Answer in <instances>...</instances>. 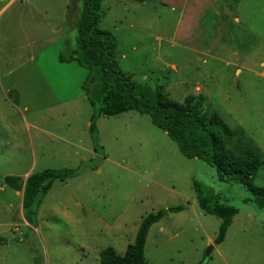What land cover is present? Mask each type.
I'll list each match as a JSON object with an SVG mask.
<instances>
[{"label": "rangeland", "instance_id": "obj_1", "mask_svg": "<svg viewBox=\"0 0 264 264\" xmlns=\"http://www.w3.org/2000/svg\"><path fill=\"white\" fill-rule=\"evenodd\" d=\"M35 1L52 8L54 17L65 1L82 5L81 0ZM163 2L101 1L99 28L115 36L121 71L142 88L162 85L175 101L201 98L202 112L244 132L237 139L251 140L262 162L253 183L264 187V0H245L229 11L225 23L219 6H213L202 17L205 43L221 41L204 57L195 51L194 38H178L195 31L177 32V15ZM31 8L30 0H17L0 18V32L12 33L3 39L1 55L12 60H5L2 70L13 69L0 81L14 87L11 92L0 88V264L36 259L39 264H99V252L107 246L125 252L142 217L176 205L184 210L168 212L149 229L148 264H264V205H257L241 183L221 182L206 162L185 157L148 114H100L102 150L93 151L87 126L93 109L82 89L88 71L74 62L60 63L54 55L58 46L32 59L47 47L44 36L55 21L35 14L33 20ZM63 28L67 47L75 48L76 29L67 23ZM49 168H79V174L55 181L29 224L22 191L3 178L25 180ZM193 181L238 210L220 244L213 240L221 218L199 208ZM119 231L123 239L114 241Z\"/></svg>", "mask_w": 264, "mask_h": 264}, {"label": "trees", "instance_id": "obj_2", "mask_svg": "<svg viewBox=\"0 0 264 264\" xmlns=\"http://www.w3.org/2000/svg\"><path fill=\"white\" fill-rule=\"evenodd\" d=\"M81 1V8L69 2L65 12V25L67 23L69 28L77 31L76 47H67L59 53L58 59L63 63L75 62L88 71L82 89L93 109L88 127L93 151L99 153L102 150L96 126L100 114L112 116L125 111L148 114L152 124L165 132L185 157L206 162L215 170L221 182L241 183L252 194L255 203L263 206L264 187L253 183L261 168V158L251 140H243L241 137L237 139L240 133L244 136V132L231 130L214 113L202 112L201 98L194 101L192 96H187L178 102L169 98L162 85L153 90L140 87L130 75L121 71L116 61L115 36L99 28V21L104 15L102 0ZM78 174L79 168H49L30 173L25 180L19 176H5L3 180L12 189L22 191L23 215L32 224L53 182L65 181ZM193 189L199 207L205 213L221 218L213 242L222 243L238 212L237 208L225 203L218 194L198 181H193ZM181 209L182 206H174L148 213L124 254L119 255L111 246H107L99 252V264H148L144 257V243L149 228L165 213ZM1 243L3 240L0 238ZM34 264H39L37 259Z\"/></svg>", "mask_w": 264, "mask_h": 264}, {"label": "crops", "instance_id": "obj_3", "mask_svg": "<svg viewBox=\"0 0 264 264\" xmlns=\"http://www.w3.org/2000/svg\"><path fill=\"white\" fill-rule=\"evenodd\" d=\"M16 1L17 0H2V1H0V3H1L0 4L1 5L0 6V18L7 11L9 5L16 2ZM30 1L32 3V8H31V10H29L30 11L29 16H31L33 18V20H36V17L33 16L35 14V15L40 16L43 20L55 21V23H50L52 25L50 28V31L46 32V34L44 36V39H45L44 41H45V44L47 45V47L40 49L38 53H34V55L32 56V59L35 60L38 56L45 55L47 49H49L48 47L58 46V49L64 48L62 50L57 49V51H56L57 53L55 52V54H54V55L58 54L57 60L59 61V59H58L59 53L67 49L65 30H64L63 26H65V12H66V8H67L68 3H67V1H65V7H64L63 11L60 13L57 12L56 16L54 17L52 14H55V13L52 12V8L50 9L48 7L47 8L40 7V5L35 0H30ZM152 1H160V2L164 1L163 3L168 2L170 4V8H171L172 12L177 15V19L175 20V27L177 29V32L180 33V31L184 32L187 30H188V32L195 31L194 34L191 33L190 35H188L186 33H181L182 36H178V38L179 39L184 38V39H188V40H192V38H194L195 43L193 44V47L195 48V51L198 53H201L200 55L204 57V56L208 55V53L210 51L209 48L215 47V45L217 46L218 43H220L221 39H219V38L215 39L214 38V39H212V41L210 43H205L206 39H205V34H204V28L202 26V17L213 6L218 5L219 6V13H220L219 18L221 19V23H225L226 21L229 20V16H228L229 11L233 10L235 7L242 4L245 0H152ZM18 15H19V13H18ZM233 19L235 21L239 22V17L234 16ZM7 21H10V20H7ZM6 26H8V24ZM7 29L5 31H3L2 33L0 32V79L1 78H9V76L12 74V70H13V69H10V67L4 71L2 70L4 68H6V61L11 62V60H12L11 55H7L6 57H2V55H1L2 54L1 48L2 49L5 48V44H4L3 39L5 38V36H7L9 38L12 37V33L7 31ZM178 42H180V41H178ZM199 48H201V49L199 50ZM202 48H207V49L204 50ZM37 54H38V56H37ZM198 59H201V57H198ZM202 59H204V58H202ZM60 63H63V62H60ZM69 63H72V62H69ZM66 64H68V63H66ZM241 71H242V67L241 66L237 67L235 69V74H239V73H241ZM0 88L3 90V92H5V91L11 92V90L14 87H12L10 85H7L5 87V85H3V83L0 81ZM197 89H199V86H197ZM125 112H127V111H125ZM122 113H124V112H122ZM112 116H114V115H112ZM87 126L89 127V123L87 124ZM92 149H93V147H92ZM68 179H71V178H68ZM68 179H66V180H68ZM56 181H58V180H56ZM61 182H64V181H61ZM51 188H52V186H51ZM41 204H42V202H41ZM41 204H40V206H41ZM40 206H39V208H40ZM176 206H181V205H176ZM39 208H38V212H39ZM183 210H184V207L182 206L181 210L175 211V212H181ZM38 212H37V215H38ZM167 213H165L157 222H159ZM143 218L144 217H142V219ZM142 219H141V221H142ZM141 221H140V223H141ZM157 222H155V223H157ZM140 223H139V225H140ZM139 225H138V227H139ZM138 227H137V229H138ZM136 232H137V230H136ZM136 232H135V235H136ZM148 233H149V230H148L146 238H145V243H146V239L148 237ZM120 234H121L120 231L118 233H116V235L114 236V241H116L117 239H119V240L123 239V236ZM135 235H134L132 242L128 243L127 245L133 243V241L135 239ZM209 241H210V239H209ZM145 243H144V249H145ZM111 247L115 250V248L113 246H111ZM115 252L117 253L116 250H115ZM119 255H121V254H119Z\"/></svg>", "mask_w": 264, "mask_h": 264}, {"label": "water", "instance_id": "obj_4", "mask_svg": "<svg viewBox=\"0 0 264 264\" xmlns=\"http://www.w3.org/2000/svg\"><path fill=\"white\" fill-rule=\"evenodd\" d=\"M0 1H2V0H0ZM212 248H213V246H210V248L207 250V252H206V255H207V256L209 255V251H210Z\"/></svg>", "mask_w": 264, "mask_h": 264}]
</instances>
